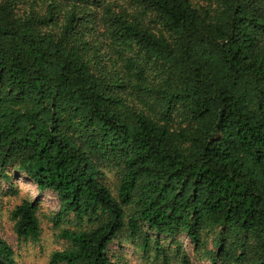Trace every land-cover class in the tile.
<instances>
[{
  "label": "trees",
  "instance_id": "trees-1",
  "mask_svg": "<svg viewBox=\"0 0 264 264\" xmlns=\"http://www.w3.org/2000/svg\"><path fill=\"white\" fill-rule=\"evenodd\" d=\"M12 170L78 223L48 264H126L123 235L196 264L179 234L210 264H264V0H0V203L19 196L13 232L37 240Z\"/></svg>",
  "mask_w": 264,
  "mask_h": 264
},
{
  "label": "rangeland",
  "instance_id": "rangeland-1",
  "mask_svg": "<svg viewBox=\"0 0 264 264\" xmlns=\"http://www.w3.org/2000/svg\"><path fill=\"white\" fill-rule=\"evenodd\" d=\"M112 167L107 165L104 168L106 176L111 179L113 178ZM12 172L14 180L24 190L21 195H26L28 192L39 203L40 235L37 240L17 241L13 232V222L9 218V211L20 201V197L4 195V203H0V236L14 249L15 264H48L50 255L66 246L65 241L59 237L61 229L77 227L78 223L65 217L58 225H55L53 216L60 210L56 194L48 190L40 192L27 178L15 175L13 170ZM2 191L8 192L10 189L8 183L2 182L0 179V201L2 200ZM176 237L182 243L184 250L190 254L193 262L210 264L207 258H199L195 255L190 240L185 234H179ZM166 241L170 242V238H167ZM137 246L131 244L126 235L120 236L111 242L110 256L114 259H123L126 264H163L152 255H143Z\"/></svg>",
  "mask_w": 264,
  "mask_h": 264
}]
</instances>
